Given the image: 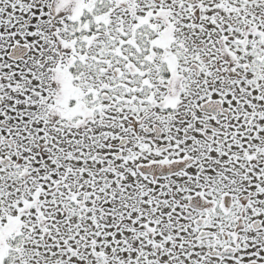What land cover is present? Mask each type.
I'll return each instance as SVG.
<instances>
[{"label": "snow or ice", "instance_id": "1", "mask_svg": "<svg viewBox=\"0 0 264 264\" xmlns=\"http://www.w3.org/2000/svg\"><path fill=\"white\" fill-rule=\"evenodd\" d=\"M0 264H264V0H0Z\"/></svg>", "mask_w": 264, "mask_h": 264}]
</instances>
